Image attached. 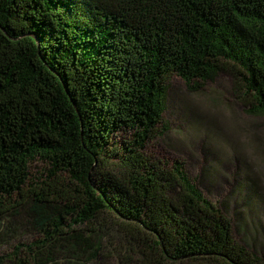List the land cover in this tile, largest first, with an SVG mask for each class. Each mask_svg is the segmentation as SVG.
I'll use <instances>...</instances> for the list:
<instances>
[{
    "label": "trees",
    "instance_id": "1",
    "mask_svg": "<svg viewBox=\"0 0 264 264\" xmlns=\"http://www.w3.org/2000/svg\"><path fill=\"white\" fill-rule=\"evenodd\" d=\"M222 73L263 117L264 0H0V264H264L184 160L145 150L170 79Z\"/></svg>",
    "mask_w": 264,
    "mask_h": 264
},
{
    "label": "rangeland",
    "instance_id": "2",
    "mask_svg": "<svg viewBox=\"0 0 264 264\" xmlns=\"http://www.w3.org/2000/svg\"><path fill=\"white\" fill-rule=\"evenodd\" d=\"M168 102L170 130L147 142L146 152L154 159L184 160L204 192L231 217L237 239L264 253L250 235L252 228L264 232V196L260 197L264 174L240 167L233 148L241 135L258 150L264 146V116L246 112L235 94L232 77L226 73L208 81L201 90L190 89L175 75L170 79ZM38 168L40 164H35L34 170ZM252 178L257 192H253ZM7 248L0 246V254Z\"/></svg>",
    "mask_w": 264,
    "mask_h": 264
},
{
    "label": "snow or ice",
    "instance_id": "3",
    "mask_svg": "<svg viewBox=\"0 0 264 264\" xmlns=\"http://www.w3.org/2000/svg\"><path fill=\"white\" fill-rule=\"evenodd\" d=\"M233 148L236 156L239 157L240 167L245 171L264 174V146L258 150L248 138L241 135ZM229 170L231 171V169Z\"/></svg>",
    "mask_w": 264,
    "mask_h": 264
}]
</instances>
